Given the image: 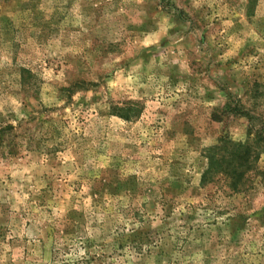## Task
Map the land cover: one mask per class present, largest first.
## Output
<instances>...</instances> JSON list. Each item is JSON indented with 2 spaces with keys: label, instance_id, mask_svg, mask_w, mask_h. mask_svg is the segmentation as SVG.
I'll return each instance as SVG.
<instances>
[{
  "label": "rangeland",
  "instance_id": "obj_1",
  "mask_svg": "<svg viewBox=\"0 0 264 264\" xmlns=\"http://www.w3.org/2000/svg\"><path fill=\"white\" fill-rule=\"evenodd\" d=\"M0 264H264V0H0Z\"/></svg>",
  "mask_w": 264,
  "mask_h": 264
},
{
  "label": "trees",
  "instance_id": "obj_2",
  "mask_svg": "<svg viewBox=\"0 0 264 264\" xmlns=\"http://www.w3.org/2000/svg\"><path fill=\"white\" fill-rule=\"evenodd\" d=\"M119 117L120 118H123V119H125V120H128L129 118H128V116L127 115H122V114H119ZM239 153H242L241 152V150L239 149ZM242 157H241V162H242V166H245V167H248V166H250V152H249V150H246V151H244L242 154ZM240 155V156H241Z\"/></svg>",
  "mask_w": 264,
  "mask_h": 264
}]
</instances>
